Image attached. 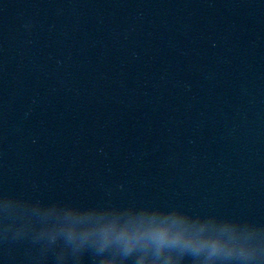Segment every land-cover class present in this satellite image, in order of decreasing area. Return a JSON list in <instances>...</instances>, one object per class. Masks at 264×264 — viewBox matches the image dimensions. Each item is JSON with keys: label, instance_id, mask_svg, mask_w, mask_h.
<instances>
[{"label": "clouds", "instance_id": "obj_1", "mask_svg": "<svg viewBox=\"0 0 264 264\" xmlns=\"http://www.w3.org/2000/svg\"><path fill=\"white\" fill-rule=\"evenodd\" d=\"M190 216L180 210L145 208L97 217L92 226L82 232L68 229L66 237L77 245L91 241L99 251L115 248L123 261L135 257V264H180L186 256L194 262L203 257V264H209L216 258L230 257L237 252L246 255L243 249H237L231 237L206 234V226L191 220ZM173 254H176L175 261Z\"/></svg>", "mask_w": 264, "mask_h": 264}]
</instances>
